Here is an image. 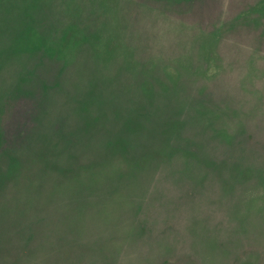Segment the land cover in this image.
Returning <instances> with one entry per match:
<instances>
[{
    "label": "rangeland",
    "instance_id": "obj_1",
    "mask_svg": "<svg viewBox=\"0 0 264 264\" xmlns=\"http://www.w3.org/2000/svg\"><path fill=\"white\" fill-rule=\"evenodd\" d=\"M0 264H264V0H0Z\"/></svg>",
    "mask_w": 264,
    "mask_h": 264
}]
</instances>
